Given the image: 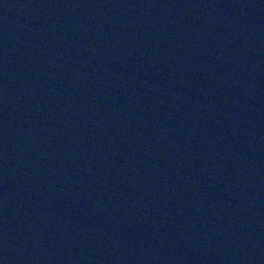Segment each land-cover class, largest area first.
<instances>
[{"label": "water", "instance_id": "water-1", "mask_svg": "<svg viewBox=\"0 0 264 264\" xmlns=\"http://www.w3.org/2000/svg\"><path fill=\"white\" fill-rule=\"evenodd\" d=\"M0 264H264V0H0Z\"/></svg>", "mask_w": 264, "mask_h": 264}]
</instances>
